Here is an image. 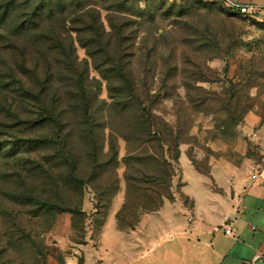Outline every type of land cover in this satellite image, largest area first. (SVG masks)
Returning <instances> with one entry per match:
<instances>
[{"label":"trees","instance_id":"1","mask_svg":"<svg viewBox=\"0 0 264 264\" xmlns=\"http://www.w3.org/2000/svg\"><path fill=\"white\" fill-rule=\"evenodd\" d=\"M109 1L0 0V42H6L1 58L9 57L0 67V127L14 122L0 156L10 159L22 153L26 157L17 161L24 165H17L15 174L22 170L32 176L11 182L9 208L0 203V217L10 226L16 215H24L47 230L55 215L66 213L72 229L73 216L85 217L86 185L94 195L93 212L98 213L102 201L108 208L118 189L119 138L126 142L125 195L114 215L116 227L134 229L144 213L174 198L172 180L180 172L185 140L179 128L174 131L168 122L161 127L156 121L148 99L156 98L158 90L142 91L131 80H120L133 73L131 67L113 63L126 50L134 55L131 45H124L129 13ZM206 1L240 19L264 23L263 14L246 18L222 1ZM102 11L107 12L106 25ZM76 43L91 65L78 59ZM90 67L106 81V99L93 84ZM187 156L198 172L209 173V165L200 168L190 152ZM136 164L152 165V174L147 178ZM5 192L0 187V195Z\"/></svg>","mask_w":264,"mask_h":264},{"label":"rangeland","instance_id":"2","mask_svg":"<svg viewBox=\"0 0 264 264\" xmlns=\"http://www.w3.org/2000/svg\"><path fill=\"white\" fill-rule=\"evenodd\" d=\"M109 2L119 9L125 7L124 11L129 13L124 45H131L134 55L126 54V50L113 63L131 67L133 73L120 80H131L142 91L151 87L160 92L148 103L153 105V114L161 127L166 121L174 131L181 130L185 140L179 156L183 178L190 176L188 152L200 168H206L209 160L219 156L240 155L235 147L243 136L246 114L264 110V23L240 19L206 0ZM106 13L102 11L105 25ZM5 43L0 42V67L9 62V57L1 58ZM76 53L79 60L87 59L91 65L77 43ZM89 72L93 84L100 87V97L106 99V81L91 67ZM3 73L0 71V79ZM124 120L122 115L119 124ZM13 124L8 121L7 126L0 127V145L11 139ZM118 143V189L109 207L103 208L102 201L98 213L93 212L94 195L86 185L82 205L85 217L73 216L72 229L70 214L66 213L55 215L47 230L28 216L16 215L11 226L0 217L1 264H67L69 259L81 257L87 240L97 246L104 222L113 221L119 199L123 201L125 195L126 142L119 138ZM21 154L18 152L10 159L0 156V187L6 190L5 195H0V203L4 205H11L7 202L12 196L7 190L11 182L32 177L22 170L15 174L17 165H24L17 161L26 157ZM151 167H141L147 178L152 174ZM6 205L4 208H9ZM109 252H115L114 246L108 248Z\"/></svg>","mask_w":264,"mask_h":264},{"label":"crops","instance_id":"3","mask_svg":"<svg viewBox=\"0 0 264 264\" xmlns=\"http://www.w3.org/2000/svg\"><path fill=\"white\" fill-rule=\"evenodd\" d=\"M242 134L235 147L240 155L209 160L208 174L187 156L189 179L180 167L173 200L144 213L134 229H118L115 218L104 222L97 246L84 243L82 264H264V110L246 114Z\"/></svg>","mask_w":264,"mask_h":264},{"label":"built area","instance_id":"4","mask_svg":"<svg viewBox=\"0 0 264 264\" xmlns=\"http://www.w3.org/2000/svg\"><path fill=\"white\" fill-rule=\"evenodd\" d=\"M222 3L230 7L231 9L237 10L243 17H253L258 18L259 14L264 15V4H259L256 2H239L236 0H219ZM224 231L226 234L230 233L229 227H225ZM246 264H252L251 262H247Z\"/></svg>","mask_w":264,"mask_h":264}]
</instances>
